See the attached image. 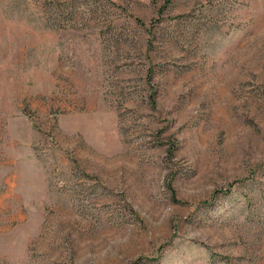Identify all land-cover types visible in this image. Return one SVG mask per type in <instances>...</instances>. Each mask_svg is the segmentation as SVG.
<instances>
[{"label": "rangeland", "instance_id": "obj_1", "mask_svg": "<svg viewBox=\"0 0 264 264\" xmlns=\"http://www.w3.org/2000/svg\"><path fill=\"white\" fill-rule=\"evenodd\" d=\"M0 264H264V0H0Z\"/></svg>", "mask_w": 264, "mask_h": 264}]
</instances>
